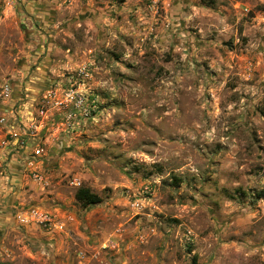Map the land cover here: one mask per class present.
I'll return each instance as SVG.
<instances>
[{"label":"rangeland","instance_id":"obj_1","mask_svg":"<svg viewBox=\"0 0 264 264\" xmlns=\"http://www.w3.org/2000/svg\"><path fill=\"white\" fill-rule=\"evenodd\" d=\"M4 79L45 156L0 264H264V0H0Z\"/></svg>","mask_w":264,"mask_h":264},{"label":"built area","instance_id":"obj_2","mask_svg":"<svg viewBox=\"0 0 264 264\" xmlns=\"http://www.w3.org/2000/svg\"><path fill=\"white\" fill-rule=\"evenodd\" d=\"M16 88V83L11 79L0 82V189H3L2 192H7L8 187L15 185L14 174L21 173L24 167L37 179L39 173L35 164L45 156L36 115L31 110V106L28 113L21 110L22 97L17 99ZM43 113L41 111V114ZM19 218L25 224L34 223L48 229L63 228V224L57 222L50 213L38 209L21 211ZM86 255L81 250L78 257L83 261Z\"/></svg>","mask_w":264,"mask_h":264},{"label":"trees","instance_id":"obj_3","mask_svg":"<svg viewBox=\"0 0 264 264\" xmlns=\"http://www.w3.org/2000/svg\"><path fill=\"white\" fill-rule=\"evenodd\" d=\"M259 195L264 196V191H261ZM76 198L85 206L97 204L102 201V197L88 186L79 187L76 191Z\"/></svg>","mask_w":264,"mask_h":264},{"label":"crops","instance_id":"obj_4","mask_svg":"<svg viewBox=\"0 0 264 264\" xmlns=\"http://www.w3.org/2000/svg\"><path fill=\"white\" fill-rule=\"evenodd\" d=\"M24 224H25V223H24ZM30 227H31V226H30ZM52 263H53V264H68V263H66V262H65V263H62L61 260H60V257L57 258L55 261L50 262L49 264H52Z\"/></svg>","mask_w":264,"mask_h":264},{"label":"bare ground","instance_id":"obj_5","mask_svg":"<svg viewBox=\"0 0 264 264\" xmlns=\"http://www.w3.org/2000/svg\"><path fill=\"white\" fill-rule=\"evenodd\" d=\"M29 107V106H28Z\"/></svg>","mask_w":264,"mask_h":264}]
</instances>
